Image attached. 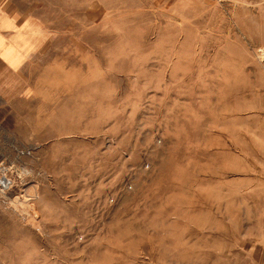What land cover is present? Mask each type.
<instances>
[{
    "label": "rangeland",
    "instance_id": "1",
    "mask_svg": "<svg viewBox=\"0 0 264 264\" xmlns=\"http://www.w3.org/2000/svg\"><path fill=\"white\" fill-rule=\"evenodd\" d=\"M25 1L51 36L0 105V264H264L241 0Z\"/></svg>",
    "mask_w": 264,
    "mask_h": 264
},
{
    "label": "crops",
    "instance_id": "2",
    "mask_svg": "<svg viewBox=\"0 0 264 264\" xmlns=\"http://www.w3.org/2000/svg\"><path fill=\"white\" fill-rule=\"evenodd\" d=\"M240 2L239 24L245 38L264 49V0ZM50 36L25 0H0V105L20 98L27 90V69L41 56Z\"/></svg>",
    "mask_w": 264,
    "mask_h": 264
},
{
    "label": "bare ground",
    "instance_id": "3",
    "mask_svg": "<svg viewBox=\"0 0 264 264\" xmlns=\"http://www.w3.org/2000/svg\"><path fill=\"white\" fill-rule=\"evenodd\" d=\"M5 182L9 183V181L7 182L6 180H5ZM5 182L2 179L0 180V184H4L5 185Z\"/></svg>",
    "mask_w": 264,
    "mask_h": 264
},
{
    "label": "built area",
    "instance_id": "4",
    "mask_svg": "<svg viewBox=\"0 0 264 264\" xmlns=\"http://www.w3.org/2000/svg\"><path fill=\"white\" fill-rule=\"evenodd\" d=\"M5 180L8 182L9 181V179H7L6 177H5ZM9 183H10V181H9ZM9 186H10V184H9Z\"/></svg>",
    "mask_w": 264,
    "mask_h": 264
}]
</instances>
